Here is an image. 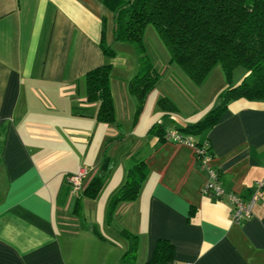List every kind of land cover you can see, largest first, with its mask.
<instances>
[{
	"label": "crops",
	"instance_id": "0c3cea01",
	"mask_svg": "<svg viewBox=\"0 0 264 264\" xmlns=\"http://www.w3.org/2000/svg\"><path fill=\"white\" fill-rule=\"evenodd\" d=\"M114 21L103 0H0V264H119L128 248L121 231L137 237L135 264H145L160 240L172 246L166 264H264V189L251 217L234 223L227 198L202 194L209 174L193 149L149 133L158 122L170 130L201 120L227 87L221 68L206 103L187 98L181 79L169 85L170 94L151 100V118L121 165L100 152L98 171L81 184L85 189L93 177L103 178L95 200L71 192L66 177L90 166L94 141L106 145L120 131L97 121L98 103H85L86 74L116 56ZM103 39L114 57L103 53ZM128 81L124 93L133 98ZM109 85L115 108L111 78ZM161 98L177 112L164 116ZM193 138L209 146L224 190L247 199L264 177V101L229 102L216 124ZM136 159L148 169L140 193L108 215Z\"/></svg>",
	"mask_w": 264,
	"mask_h": 264
},
{
	"label": "trees",
	"instance_id": "16d2710c",
	"mask_svg": "<svg viewBox=\"0 0 264 264\" xmlns=\"http://www.w3.org/2000/svg\"><path fill=\"white\" fill-rule=\"evenodd\" d=\"M115 11L114 43L134 48L139 69L128 81V91L137 101L135 115L143 109L148 95L155 89L158 77L145 55L143 36L151 25L169 54V61L178 65L195 85H203L215 67H220L227 87L219 95V103L201 120L178 131L191 136L213 127L229 102L238 99L264 101V0H103ZM102 33L104 34V27ZM107 57L114 51L101 42ZM243 68L246 74L238 84H232L233 71ZM112 64L90 70L86 76L85 103H98L97 121L111 124L115 120L110 90ZM158 107L164 116L177 112L168 98H161ZM165 129L160 122L149 130L161 140ZM209 148V147H208ZM210 151V148H209ZM212 154V153H211ZM109 166L104 158L102 171ZM148 169L142 159H136L128 169L123 185L112 196L108 215L120 202L137 199ZM104 186L102 177H93L83 196L95 200ZM78 201L75 213H80ZM121 235L128 241L126 253L119 264H135L137 237L127 231ZM172 260V246L158 241L151 258L145 264H166Z\"/></svg>",
	"mask_w": 264,
	"mask_h": 264
},
{
	"label": "rangeland",
	"instance_id": "374dc122",
	"mask_svg": "<svg viewBox=\"0 0 264 264\" xmlns=\"http://www.w3.org/2000/svg\"><path fill=\"white\" fill-rule=\"evenodd\" d=\"M143 44L145 48V55L153 66L157 77L158 85L152 93L148 95L150 99L147 100L144 104V109L136 116L137 101L136 99L126 97L124 93L125 82L131 79L138 72V57L133 47L128 45H116L112 49L115 51L116 56L112 62V71L110 78L113 81L116 95V106L114 108L115 120L113 126H117V130H120L115 134L116 136L112 137L107 141L106 145L103 144V141L95 140L90 147V153L88 156L90 166H79L77 171L73 172L72 175L78 174L81 168L87 170L88 173H96L98 171V163L100 159V152L103 150L106 151V156H108L113 162H117L121 165L123 160V153L128 149L131 150L134 146V141L138 140V135L142 127L147 124L150 120V113L152 112V102L155 97L162 93L170 94L171 91L169 85H173L175 88L177 85H180L181 79L187 88H182L184 94L187 98L195 100V102L206 103L207 101L213 99L215 94V88L217 87V81L215 78L216 70H220V67H215L210 74L211 77L203 85H195L187 77V75L182 71V69L169 61V54L162 43L161 39L157 35L155 29L148 25L145 28L143 36ZM122 46V47H121ZM239 72H246L243 68L239 67L233 71L232 79L236 78ZM143 123V124H142ZM142 124V125H141ZM114 133H116L114 131ZM104 145V146H103ZM103 146V147H102ZM103 148V149H102ZM119 153L121 156H119ZM79 161V160H78ZM78 161L74 163V167L78 164ZM100 163V162H99ZM73 167V168H74ZM72 169V168H71ZM75 169V168H74ZM90 175V174H89ZM85 182V180H84ZM84 185L81 187L80 192L84 191ZM109 189H106L104 192H108Z\"/></svg>",
	"mask_w": 264,
	"mask_h": 264
},
{
	"label": "built area",
	"instance_id": "2783aa9c",
	"mask_svg": "<svg viewBox=\"0 0 264 264\" xmlns=\"http://www.w3.org/2000/svg\"><path fill=\"white\" fill-rule=\"evenodd\" d=\"M164 137L173 143L184 144L193 149L195 159L201 170H205L209 174V180L202 189V194L211 200H220L227 198L230 204L231 217L234 223H242L249 219L253 212V207L259 199V192L264 189V177L257 181L247 199L232 193L226 192L220 183V173L212 167V154L207 144L197 143L193 136L184 134L177 129L166 130ZM87 170L81 168L76 175L66 177V182L71 192L80 191L82 181L86 178Z\"/></svg>",
	"mask_w": 264,
	"mask_h": 264
}]
</instances>
